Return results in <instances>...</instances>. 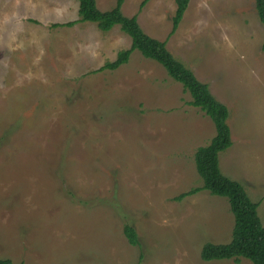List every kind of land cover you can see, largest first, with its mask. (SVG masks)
Listing matches in <instances>:
<instances>
[{
  "label": "rangeland",
  "instance_id": "374dc122",
  "mask_svg": "<svg viewBox=\"0 0 264 264\" xmlns=\"http://www.w3.org/2000/svg\"><path fill=\"white\" fill-rule=\"evenodd\" d=\"M115 0H96L98 9ZM175 0H124L151 37L229 110L222 173L259 202L264 225V24L254 0H189L174 33ZM78 18L77 0H0V258L14 264H251L205 261L227 243L226 197L202 185L194 151L212 120L162 65L128 48L114 25L51 26ZM131 224L140 249L122 232ZM142 253L139 259V253Z\"/></svg>",
  "mask_w": 264,
  "mask_h": 264
},
{
  "label": "trees",
  "instance_id": "16d2710c",
  "mask_svg": "<svg viewBox=\"0 0 264 264\" xmlns=\"http://www.w3.org/2000/svg\"><path fill=\"white\" fill-rule=\"evenodd\" d=\"M78 18L65 22L53 23L51 26H72L79 21L96 23L102 31L110 30L114 25L127 33L131 38L128 48L117 52L114 60L104 62L97 71L114 70L126 63L133 50L162 65L167 74L182 85L183 91L188 92L191 99L189 105L199 108L213 122L215 134L210 141L198 146L194 151V164L197 174L202 179L200 187L180 193L174 197L181 200L188 194H194L206 189L214 195L226 197L234 216L230 240L227 243L205 242L200 249L202 260L245 258L251 264H264V225L258 215L259 202L254 201L244 186L224 175L219 167V153L231 144L230 128L227 123L229 110L226 104L219 101L210 91L208 85L200 81L196 75L167 49L165 41L151 37L140 27L135 15L126 16L121 11L124 0H115L108 10H100L96 0H77ZM177 7L172 17V28L169 35L174 33L180 23L189 0H175ZM254 6L259 20L264 24V0H254ZM264 50V41L262 47ZM125 240L140 249L135 228L128 223L122 225ZM140 252L138 257L141 258ZM0 264H14L9 258H0Z\"/></svg>",
  "mask_w": 264,
  "mask_h": 264
}]
</instances>
